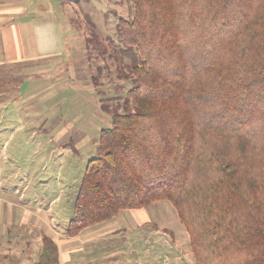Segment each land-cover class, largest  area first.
I'll return each instance as SVG.
<instances>
[{"label": "trees", "instance_id": "1", "mask_svg": "<svg viewBox=\"0 0 264 264\" xmlns=\"http://www.w3.org/2000/svg\"><path fill=\"white\" fill-rule=\"evenodd\" d=\"M131 2L111 36L124 112L100 132L67 235L167 201L196 264H264V0ZM36 264H61L50 236Z\"/></svg>", "mask_w": 264, "mask_h": 264}, {"label": "rangeland", "instance_id": "2", "mask_svg": "<svg viewBox=\"0 0 264 264\" xmlns=\"http://www.w3.org/2000/svg\"><path fill=\"white\" fill-rule=\"evenodd\" d=\"M73 7L71 25L78 33L61 57L35 66H0V206L15 217L23 205L40 206L48 232L49 225L67 227L73 217L87 163L99 155L100 132L112 126L114 112H124L131 86L119 79L111 58L119 46L111 37L118 18L134 16L131 0H72ZM91 27L102 52L95 45L86 49ZM7 88L10 94L2 96ZM117 90L120 99L113 94ZM128 212L134 226L124 242L137 252L135 264H196L190 236L171 203L123 214Z\"/></svg>", "mask_w": 264, "mask_h": 264}, {"label": "crops", "instance_id": "3", "mask_svg": "<svg viewBox=\"0 0 264 264\" xmlns=\"http://www.w3.org/2000/svg\"><path fill=\"white\" fill-rule=\"evenodd\" d=\"M73 9L72 0H0V66H35L61 57L78 33L71 25ZM9 91L1 95L8 96ZM23 206L16 217L0 206V264H14L11 258L15 257V264H36L44 234L58 245L61 264H135L137 252L130 241L124 242L133 231V214L123 213L143 208L124 210L70 237L66 227L58 230L49 225L48 232L47 217L40 206Z\"/></svg>", "mask_w": 264, "mask_h": 264}]
</instances>
